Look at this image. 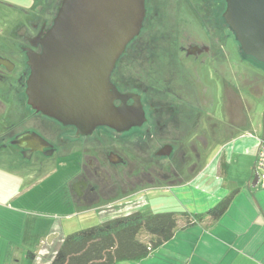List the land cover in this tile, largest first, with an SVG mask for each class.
<instances>
[{"label": "flooded vegetation", "instance_id": "af4514ba", "mask_svg": "<svg viewBox=\"0 0 264 264\" xmlns=\"http://www.w3.org/2000/svg\"><path fill=\"white\" fill-rule=\"evenodd\" d=\"M62 1L54 12H46L47 19L39 11L48 0H41L35 7L40 10L0 41V153L32 165L41 175L48 165L52 176L65 167L68 174L59 189L63 206L74 213L196 182L211 141L246 125L244 95L259 96L264 85V73L251 71L235 47L223 18L225 0H165V14L154 11L146 33L151 42H165V49L147 54L132 49L125 61L128 46L150 17L145 0L143 27L110 75L117 93L126 96L125 104L141 108L143 121L127 130L100 126L89 132L34 110L26 96L28 56L41 53ZM120 104L114 100V106Z\"/></svg>", "mask_w": 264, "mask_h": 264}, {"label": "water", "instance_id": "95a60500", "mask_svg": "<svg viewBox=\"0 0 264 264\" xmlns=\"http://www.w3.org/2000/svg\"><path fill=\"white\" fill-rule=\"evenodd\" d=\"M225 3L223 18L240 51L264 64V0ZM144 18L145 0H63L41 53L28 56V104L80 132L100 126L127 130L141 123V108L125 104L110 75ZM256 184L254 175L250 186Z\"/></svg>", "mask_w": 264, "mask_h": 264}, {"label": "rangeland", "instance_id": "374dc122", "mask_svg": "<svg viewBox=\"0 0 264 264\" xmlns=\"http://www.w3.org/2000/svg\"><path fill=\"white\" fill-rule=\"evenodd\" d=\"M40 2L41 0H0V41L16 33L24 22H26L27 19H30L32 14L38 12L40 9L35 7L40 4ZM60 2L61 0H48L49 5H45L44 9L39 11L40 14L43 15L46 14V12H54V9H56ZM147 9L150 13V17L144 22V29L140 36L130 45V47L128 46L129 54L125 55V61L129 60L132 49L138 48L143 54H147L150 49L157 48L158 51L165 49V42L160 40L151 42L146 36L147 29L150 30L152 28L151 14L157 10L159 13H162V16L165 14V0H148ZM46 18L50 19L47 14ZM157 21L161 24L160 19H157ZM158 26L156 25L155 29ZM234 43L235 47L239 49L235 40ZM169 45L171 49H175L176 42L172 40L169 42ZM234 57L236 60L238 59L237 55H234ZM242 57L244 61L243 63L246 64V66L248 65L251 68V71L264 73V64L258 63L244 54ZM217 89L218 94L216 97L218 98L220 97V90L219 88ZM244 97L246 100V125L233 135L229 134L228 137L219 135V138L217 137L215 141H211L209 150L203 157L202 163L203 168L207 169L205 174L209 173L207 176L214 181L216 176L215 167L219 166L221 163L227 162L228 176H226L225 181L230 186L231 190L243 186L246 178H250V167H252L254 163L256 144L254 138L259 137L262 131L261 126L264 115V85L261 86V94L259 96L246 92ZM220 156L222 157L221 159H219ZM52 167V165H48L45 168V173L41 175L42 180L40 184L37 185L34 191L29 194L27 193L26 197L23 198L24 201L21 200L17 203H10L6 201L4 202V200L0 198V236L3 239L2 245H4L3 241H5L7 236L12 237V234H15L17 229H21L24 225L26 226V223L30 220L27 217L21 218L19 216L16 219H8L6 214L15 215L16 212H21L22 209L26 211L27 209H31L35 212L34 215L40 223V226L36 225L35 230L36 233L41 231V250L39 251L40 254L38 253L39 260L36 264H45L46 255L51 253L55 244L60 239H64L71 233L93 227L112 218L127 215L135 211L142 213L183 212L182 208L175 204V196L171 195V193L168 192L169 190H165V192L153 191L149 194L131 195L114 203L102 202L100 204L101 206H104V209L100 211L91 210L74 213V210L73 212L69 209L66 210L63 206L62 200L64 197L59 189L61 178L68 173L64 170L65 167L60 166L59 169L61 174L52 176ZM212 169L215 170L214 173L208 172ZM211 173L213 176H210ZM27 178L29 179V177ZM28 184L29 183L25 184V186L28 187ZM32 195L36 197L39 195L41 197L39 207L37 206V203L35 205L30 203L29 205L26 204L29 197L30 199L32 198ZM22 202L23 204L21 205ZM209 206H214V203L208 205V207ZM66 214H70V217H64ZM55 227L57 228V231H52L51 229H54ZM19 236L20 235L17 234L13 235L15 239L21 240V236ZM32 238L34 239L33 236ZM31 241L33 242V240ZM24 243L31 245L29 239ZM45 245L46 248H44ZM6 246L7 245L4 247ZM16 247L17 246L12 248L11 252H7V249L3 252L0 251V264H15L11 259L6 260V254L9 256L12 254L14 258H16L21 251V248L17 249ZM31 251L34 252L33 250Z\"/></svg>", "mask_w": 264, "mask_h": 264}, {"label": "crops", "instance_id": "0c3cea01", "mask_svg": "<svg viewBox=\"0 0 264 264\" xmlns=\"http://www.w3.org/2000/svg\"><path fill=\"white\" fill-rule=\"evenodd\" d=\"M215 169L214 181L207 176L209 173L205 174L207 169L203 168L196 182L168 192L175 196V204L180 206L183 212L203 214L213 207L208 205L213 203L215 205L230 192L238 190L226 212L216 222L205 220L189 228H179L170 241L152 252L139 264H264V190L250 186L251 172L250 178H246L243 186L231 190L225 181L228 176L227 162H224V166L219 164ZM214 171L212 169L208 172L214 173ZM212 173L210 176H213ZM41 180V172L32 165H22L15 156L0 153V198L4 202L24 201L23 198L27 193L34 191ZM27 183H29L28 187L25 186ZM29 203L33 205L37 203L39 207L41 197L32 195L26 204L29 205ZM34 213L31 209L27 211L22 209L15 215L6 214L8 219H16L18 216L30 219L27 223L25 222L26 226L15 232L21 236V240L15 239L13 237L15 234H12V237L5 238L2 245L3 239L0 236V251L7 249V252H11L15 246L17 249L21 248L16 258L12 254L10 256L6 254V260L11 259L15 264L38 262L41 231L36 233V225L40 226V223ZM64 217L68 218L70 214ZM182 224L183 222H180V226ZM51 230L57 231V228ZM27 239L31 245L24 243ZM62 240L63 238L55 244L51 253L46 255L45 264H50ZM5 245L7 246L4 247ZM28 252L34 254V260L31 263L28 262Z\"/></svg>", "mask_w": 264, "mask_h": 264}, {"label": "trees", "instance_id": "16d2710c", "mask_svg": "<svg viewBox=\"0 0 264 264\" xmlns=\"http://www.w3.org/2000/svg\"><path fill=\"white\" fill-rule=\"evenodd\" d=\"M237 192H230L203 214L135 211L71 233L61 241L50 264L139 263L170 241L179 228L219 220ZM27 258L31 263L34 254L28 252Z\"/></svg>", "mask_w": 264, "mask_h": 264}, {"label": "built area", "instance_id": "2783aa9c", "mask_svg": "<svg viewBox=\"0 0 264 264\" xmlns=\"http://www.w3.org/2000/svg\"><path fill=\"white\" fill-rule=\"evenodd\" d=\"M261 135L255 137V152H254V163L251 169V180L254 175L257 177L256 187L264 190V115L262 119L261 126ZM130 264H139V263H130Z\"/></svg>", "mask_w": 264, "mask_h": 264}]
</instances>
